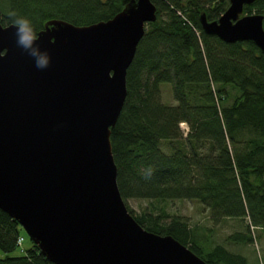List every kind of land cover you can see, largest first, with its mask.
Here are the masks:
<instances>
[{
    "label": "water",
    "instance_id": "95a60500",
    "mask_svg": "<svg viewBox=\"0 0 264 264\" xmlns=\"http://www.w3.org/2000/svg\"><path fill=\"white\" fill-rule=\"evenodd\" d=\"M207 34L253 41L264 53L256 0H229ZM157 20L152 0H131L107 21L53 18L37 34L45 69L0 20V209L54 264H208L172 235L144 228L118 184L111 132L128 95L127 73Z\"/></svg>",
    "mask_w": 264,
    "mask_h": 264
},
{
    "label": "trees",
    "instance_id": "16d2710c",
    "mask_svg": "<svg viewBox=\"0 0 264 264\" xmlns=\"http://www.w3.org/2000/svg\"><path fill=\"white\" fill-rule=\"evenodd\" d=\"M130 1L0 0V20L12 24L14 10L37 33L53 18L86 26L113 18ZM152 1L157 20L147 24L128 69V95L111 132L121 194L144 228L174 236L208 264H250L221 243L206 247L183 216L164 210L137 216L129 207V199L196 200L216 223L248 219L249 229L264 231V53L253 41L228 43L204 31L201 14L217 20L229 0ZM244 13L264 14V0ZM164 83H171L177 104L163 102ZM182 122L189 125L185 135ZM20 228L0 209V249L7 254L0 264H54L34 242L12 255ZM228 239L255 238L248 230Z\"/></svg>",
    "mask_w": 264,
    "mask_h": 264
},
{
    "label": "rangeland",
    "instance_id": "374dc122",
    "mask_svg": "<svg viewBox=\"0 0 264 264\" xmlns=\"http://www.w3.org/2000/svg\"><path fill=\"white\" fill-rule=\"evenodd\" d=\"M233 93H235V90ZM162 99L164 103L177 104L173 95L171 83L162 84ZM185 123L189 131V125L187 122ZM180 127L184 135L188 133L186 128L184 129L182 125H180ZM128 204L137 216L142 215L146 211L161 212V210H164L166 214H176L185 217L191 226L198 227L199 234L208 248H212L215 244L221 243L226 245L232 252L245 256L250 264H261V259L264 258V231L259 228L255 229L253 226L249 229L248 219L228 218L216 223L212 220L208 208L200 202L190 199H129ZM20 230L25 241L23 246L18 247L12 255H22L33 247V241L25 229L21 226ZM248 230H251L255 238L253 243H232L228 239V237L236 231L246 232ZM22 249H25V251L23 252ZM6 256L7 254L0 249V257Z\"/></svg>",
    "mask_w": 264,
    "mask_h": 264
},
{
    "label": "clouds",
    "instance_id": "9594fccd",
    "mask_svg": "<svg viewBox=\"0 0 264 264\" xmlns=\"http://www.w3.org/2000/svg\"><path fill=\"white\" fill-rule=\"evenodd\" d=\"M8 16L12 18V26L16 28L17 45L34 58L35 66L38 69L47 68L50 64V56L36 43L39 36L31 20L26 16L19 15L14 10L9 11ZM261 264H264V258L261 259Z\"/></svg>",
    "mask_w": 264,
    "mask_h": 264
},
{
    "label": "built area",
    "instance_id": "2783aa9c",
    "mask_svg": "<svg viewBox=\"0 0 264 264\" xmlns=\"http://www.w3.org/2000/svg\"><path fill=\"white\" fill-rule=\"evenodd\" d=\"M181 125L183 126L184 129L186 128L187 131H188V127H187V124L185 122H183ZM24 241H25L24 236L20 235L19 238H18V247H22L23 244H24ZM22 251L24 252L25 249H22Z\"/></svg>",
    "mask_w": 264,
    "mask_h": 264
}]
</instances>
